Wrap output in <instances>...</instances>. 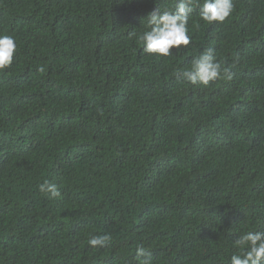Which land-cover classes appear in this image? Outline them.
I'll return each mask as SVG.
<instances>
[{
    "label": "trees",
    "instance_id": "trees-1",
    "mask_svg": "<svg viewBox=\"0 0 264 264\" xmlns=\"http://www.w3.org/2000/svg\"><path fill=\"white\" fill-rule=\"evenodd\" d=\"M175 3L0 0L17 45L0 72V264H137L141 245L154 264H229L238 235L264 231V0L211 24L196 0L190 44L145 53L147 14ZM208 48L232 79L178 81Z\"/></svg>",
    "mask_w": 264,
    "mask_h": 264
},
{
    "label": "clouds",
    "instance_id": "clouds-1",
    "mask_svg": "<svg viewBox=\"0 0 264 264\" xmlns=\"http://www.w3.org/2000/svg\"><path fill=\"white\" fill-rule=\"evenodd\" d=\"M196 0H176L175 10L156 8L146 16L147 30L138 35L143 51L157 56L171 55V49L179 51L181 46L190 44L188 23L194 11ZM234 10L233 0H202L199 6L200 20L211 24L226 21ZM199 27V25H196ZM129 33V36H136ZM15 38L11 35H0V72L13 63L16 52ZM175 77L180 82L192 85L207 86L217 79H232L230 70L217 62L215 51L208 48L191 61L187 69L177 70ZM39 192L53 199L60 195L56 184L45 180L39 185ZM111 241L109 234L93 235L87 243L92 248L105 247ZM239 252L231 255L229 264H264V231L244 232L234 241ZM137 264H154L152 253L143 245L135 251Z\"/></svg>",
    "mask_w": 264,
    "mask_h": 264
}]
</instances>
